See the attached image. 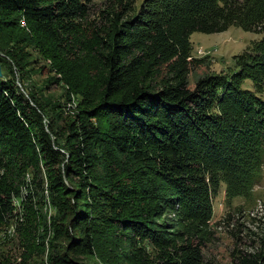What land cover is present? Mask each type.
Wrapping results in <instances>:
<instances>
[{
	"label": "trees",
	"instance_id": "1",
	"mask_svg": "<svg viewBox=\"0 0 264 264\" xmlns=\"http://www.w3.org/2000/svg\"><path fill=\"white\" fill-rule=\"evenodd\" d=\"M90 2L0 0V52L19 74L0 55V223L32 199L13 172L31 170L65 242L50 264H81L74 253L100 248L116 263L111 247L129 264H201L213 196L224 187L215 226L233 229L264 177V0H142L137 9L106 0V25L85 28ZM230 26L260 38L234 55L231 72L189 87V35ZM17 30L79 96L65 132L27 86L24 56L2 42L15 44L3 35ZM237 255V264H264V251Z\"/></svg>",
	"mask_w": 264,
	"mask_h": 264
},
{
	"label": "rangeland",
	"instance_id": "2",
	"mask_svg": "<svg viewBox=\"0 0 264 264\" xmlns=\"http://www.w3.org/2000/svg\"><path fill=\"white\" fill-rule=\"evenodd\" d=\"M141 1L136 0L135 9L139 7ZM106 8V0H91L88 13L80 24L85 28L103 27L104 24L106 25L104 18ZM23 25L21 23L20 28H23ZM3 38L9 41L12 38L17 39L15 44L2 42L7 50L11 49V52L24 56L21 72L27 86L34 92L52 119L54 128L65 132L68 121L78 109L79 96L54 70L51 59L41 54L37 44L26 37L21 30L5 33ZM259 38V34L236 26H230L225 31L215 33L192 32L189 35V58L195 59L197 66L191 68L188 75L189 87H192L194 82L203 75L231 72L235 68L234 55L247 50L250 47L249 44L252 41H258ZM0 55L6 56L5 58L9 61L6 54L0 52ZM9 63L12 65L10 61ZM12 67L14 76L18 79L19 74L14 69L15 66L12 65ZM243 86L251 88V81L246 79ZM13 172L19 173L15 178L19 182L20 189L22 192L28 191L32 199L18 200L13 217L0 223V264H50L51 249L59 250L65 247L63 238L58 237L52 230L56 216L55 209L48 202L46 192L40 195L36 184L37 177L33 178L31 170L23 172L16 168ZM34 172L37 171L34 170ZM25 184H27L26 188ZM254 193L255 201L248 204L246 212L241 215L240 225L230 230L223 225L215 226V223L220 222L226 213L227 206L223 202L224 187L221 186L213 196V217L210 221V225H213L212 237L202 249L201 264H237L235 256L237 254L256 258L264 251V177L263 181L254 187ZM166 215L169 218L177 216L174 209ZM146 246L148 260H154L159 250L150 243ZM110 252L116 257V263L110 261L101 248L96 249L92 255L78 253L73 255L81 264H129L116 256L118 252L114 251L113 247L109 249ZM137 264L145 263L142 261Z\"/></svg>",
	"mask_w": 264,
	"mask_h": 264
}]
</instances>
